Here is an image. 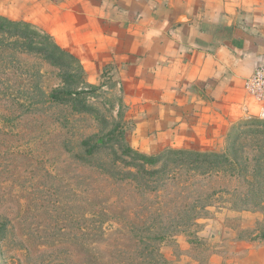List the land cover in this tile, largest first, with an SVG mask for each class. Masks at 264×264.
<instances>
[{
	"label": "rangeland",
	"instance_id": "1",
	"mask_svg": "<svg viewBox=\"0 0 264 264\" xmlns=\"http://www.w3.org/2000/svg\"><path fill=\"white\" fill-rule=\"evenodd\" d=\"M119 89L0 11V264H264V119L135 148Z\"/></svg>",
	"mask_w": 264,
	"mask_h": 264
},
{
	"label": "crops",
	"instance_id": "2",
	"mask_svg": "<svg viewBox=\"0 0 264 264\" xmlns=\"http://www.w3.org/2000/svg\"><path fill=\"white\" fill-rule=\"evenodd\" d=\"M0 11L116 79L135 148L257 117L244 82L264 61V0H0Z\"/></svg>",
	"mask_w": 264,
	"mask_h": 264
},
{
	"label": "built area",
	"instance_id": "3",
	"mask_svg": "<svg viewBox=\"0 0 264 264\" xmlns=\"http://www.w3.org/2000/svg\"><path fill=\"white\" fill-rule=\"evenodd\" d=\"M244 88L247 95L257 106V117L264 119V61L245 80Z\"/></svg>",
	"mask_w": 264,
	"mask_h": 264
},
{
	"label": "trees",
	"instance_id": "4",
	"mask_svg": "<svg viewBox=\"0 0 264 264\" xmlns=\"http://www.w3.org/2000/svg\"><path fill=\"white\" fill-rule=\"evenodd\" d=\"M50 96L54 97L55 100H67V97H64V96L60 97V96H57V95L52 94V93H50ZM123 149H124V152H126V154H128V155L131 154L134 159H137L140 162H142L141 164H155L156 162H158L162 158L161 156L165 155L164 151H168V150H164L162 152L163 153L162 155L153 156L150 154L148 155V154L141 153L139 151H135V149H133L129 144L124 146ZM169 150H172V149H169ZM173 152L180 153V152H184V151L174 150ZM188 153L191 155H194L196 160H198L200 158L201 160H199L198 163L200 165H203V166H208L211 164V162L216 161L217 159L226 161V159L224 158L223 155L218 157L216 154L211 155V154L201 153V152L200 153L199 152H188ZM210 157H213V158L211 159ZM140 166H142V165H140ZM260 236L264 238V231L261 233Z\"/></svg>",
	"mask_w": 264,
	"mask_h": 264
}]
</instances>
